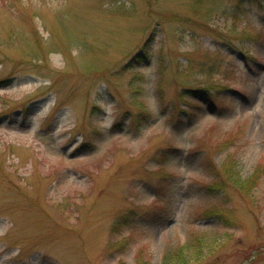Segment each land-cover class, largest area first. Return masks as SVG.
I'll return each instance as SVG.
<instances>
[{"label":"rangeland","instance_id":"1","mask_svg":"<svg viewBox=\"0 0 264 264\" xmlns=\"http://www.w3.org/2000/svg\"><path fill=\"white\" fill-rule=\"evenodd\" d=\"M0 264H264V0H0Z\"/></svg>","mask_w":264,"mask_h":264},{"label":"trees","instance_id":"2","mask_svg":"<svg viewBox=\"0 0 264 264\" xmlns=\"http://www.w3.org/2000/svg\"><path fill=\"white\" fill-rule=\"evenodd\" d=\"M243 187L244 188H246V185H243ZM170 253L168 254V252L164 255V257H163V260L164 261H167L168 260V262L170 261V259H172L173 258V256H170ZM169 258V259H168Z\"/></svg>","mask_w":264,"mask_h":264}]
</instances>
